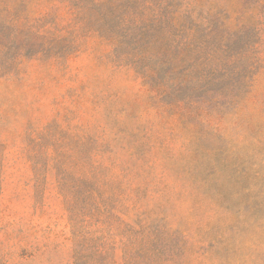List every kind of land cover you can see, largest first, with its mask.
<instances>
[{
    "label": "rangeland",
    "instance_id": "1",
    "mask_svg": "<svg viewBox=\"0 0 264 264\" xmlns=\"http://www.w3.org/2000/svg\"><path fill=\"white\" fill-rule=\"evenodd\" d=\"M30 1L12 11L25 29L47 12L38 4L39 13L28 17L29 5L37 8ZM58 15L60 35L71 33L73 43V14L61 8ZM0 43V264H264V33L251 101L218 103L225 113L218 143H185L184 154L187 137L180 135L176 159L160 156L168 198L141 192L137 206L113 221L105 188L86 173L83 180L73 175V127L101 116L105 123L109 111L94 110L95 97L142 94L139 79L110 65L109 48L97 39L50 65L24 45ZM81 85L83 95L73 99ZM193 174L202 180L201 197L178 196ZM111 226L134 246L122 248ZM152 237L151 246L138 247Z\"/></svg>",
    "mask_w": 264,
    "mask_h": 264
},
{
    "label": "trees",
    "instance_id": "2",
    "mask_svg": "<svg viewBox=\"0 0 264 264\" xmlns=\"http://www.w3.org/2000/svg\"><path fill=\"white\" fill-rule=\"evenodd\" d=\"M18 1L0 0V41L13 48L24 45L33 50L30 56L50 65L66 63L87 40L97 39L109 48L107 62L132 71L143 87L142 94L131 98L114 93L95 97L94 110L101 114H111L117 104L113 115L108 114L105 123L101 116L93 120L96 124L79 121L73 127V175L83 180L86 173L89 181L105 188L112 221L136 207L141 192L150 199L168 198L171 183L161 171L160 156L176 159L173 143L180 135L187 137L180 144L184 154L185 143L199 144L206 137L218 143L225 114L220 100L230 107L252 99L251 77L261 64L257 55L264 33V0H31L37 8L29 5L25 15L39 13L38 4L47 12L26 29L18 23L20 14L12 13ZM61 8L73 14V43L71 33L60 35ZM49 25L52 32L41 35ZM9 65L13 67L15 59ZM83 87L73 88V99L79 100ZM73 116L80 120L76 107ZM201 184L193 174L177 195L200 198ZM111 227L123 240L122 248L134 246ZM155 240L138 247H149Z\"/></svg>",
    "mask_w": 264,
    "mask_h": 264
}]
</instances>
